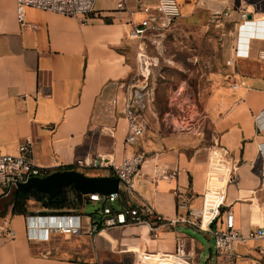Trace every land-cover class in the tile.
I'll use <instances>...</instances> for the list:
<instances>
[{
    "label": "crops",
    "instance_id": "0c3cea01",
    "mask_svg": "<svg viewBox=\"0 0 264 264\" xmlns=\"http://www.w3.org/2000/svg\"><path fill=\"white\" fill-rule=\"evenodd\" d=\"M118 1L111 8L95 7L98 16L82 24L77 17L33 7L24 9L20 23L15 0H0V152L17 155L19 144L31 138L40 167L112 176L109 168H78L74 162L99 155L117 162L143 149L146 157L133 177L128 203L150 204L164 221L113 228L96 237L83 223L93 214L75 209L69 212L84 216L79 233L51 232L44 239L27 237L26 217L11 215L9 205L0 220H8L15 237L0 229V264H134L131 255L140 264L148 251H172L175 236L181 235L178 226L199 230L191 222L199 218L204 195L203 226L222 194L220 211L231 212L240 234L264 227V0H175L186 4L180 20L191 17L193 23L203 6L209 19L221 14L211 24V42L220 57L212 63L205 90V130L156 134L137 145L124 144L121 102H111L121 96L117 82L135 71L129 60L137 44L127 38L128 10H135L136 2L128 0V10L118 11ZM239 11L250 20L240 34ZM228 59L234 66L225 65ZM233 81L236 88L230 87ZM29 228L38 232L34 225ZM204 234L212 245L205 264H264V238L237 242L234 261L224 263L210 234ZM61 235L73 245L68 253L56 244ZM183 237L198 264L203 247ZM103 240L117 250L116 258H106Z\"/></svg>",
    "mask_w": 264,
    "mask_h": 264
},
{
    "label": "built area",
    "instance_id": "2783aa9c",
    "mask_svg": "<svg viewBox=\"0 0 264 264\" xmlns=\"http://www.w3.org/2000/svg\"><path fill=\"white\" fill-rule=\"evenodd\" d=\"M96 0H15L16 17L20 23L23 22L24 9L33 7L45 11L54 12L64 16L77 17L82 24H87L91 18L98 16L95 8ZM128 0H119L117 10L126 11ZM136 9L128 10L127 24L129 26L127 37L137 41L138 49L143 47L145 50V39L148 35L156 38L163 35L180 17V5L175 0H155L148 2L147 0H135ZM134 12L140 14L138 20L133 18ZM224 12L222 15H226ZM220 13H215L210 17V22H218ZM248 13L239 11V20L236 22L238 29H243L244 25L249 23ZM238 23V24H237ZM236 48H234L235 50ZM237 50V49H236ZM235 50V51H236ZM237 52V51H236ZM141 67L134 71L133 75L117 82V87L121 91V96H114L111 102L116 105L121 102V114L126 120V133L124 144L137 145L143 139L148 128L147 110L149 102V94L147 91L149 81V62H145L146 56L137 54ZM147 63V65H146ZM233 60L228 59L225 65L228 67L234 66ZM240 83V82H239ZM237 81H233L231 88H236ZM113 128H108V131L113 132ZM146 154L143 149H137L131 155L124 156L119 161H115L107 156H94L91 158H76L74 165L78 168L92 169H107L112 172V176L119 180V188L117 193L101 195L98 193L82 194V197L87 202H99L101 207L93 214L86 215L87 229L89 234H100L103 230L113 228H124L131 225H149L156 222L164 221V218L154 211V208L147 203L140 205L128 206L119 211H112L110 207L103 206L102 202H113L118 197L119 191L126 196L131 195L133 191V177L140 169ZM50 168L40 167L35 163L32 156V140L26 138L18 146V154L11 155L0 152V196H7L16 187L18 183L27 182L33 177H44L51 173ZM220 203L215 208L208 209L209 216L203 226L205 215V200L204 195L203 208L200 212L198 220L191 222L201 231L208 232L213 240V248L216 255L221 258L224 263H231L235 257V245L239 241L245 239H260L264 238V227L251 229L246 235L240 234L235 226L233 216L230 211L221 213L220 206L222 203V194ZM82 213H48L38 214L26 217L27 237H42L47 239L51 232H55L59 228L62 234H77L82 230L83 224L80 218ZM84 217V216H83ZM58 219L64 221L63 226L48 227L49 229L43 232V235L37 231L29 230V222L32 219ZM153 226V225H152ZM5 229L6 235L9 238L15 237V231L9 227V222L6 219L0 220V229ZM142 260H138L140 264H194L193 252H190L186 246L185 238L182 235L175 236L174 248L172 251H152L147 252ZM135 255V252H133ZM137 259L135 256V263Z\"/></svg>",
    "mask_w": 264,
    "mask_h": 264
},
{
    "label": "rangeland",
    "instance_id": "374dc122",
    "mask_svg": "<svg viewBox=\"0 0 264 264\" xmlns=\"http://www.w3.org/2000/svg\"><path fill=\"white\" fill-rule=\"evenodd\" d=\"M113 2L114 0H96L95 7L111 8ZM180 5L182 15L186 9V4L180 2ZM206 8L203 6L198 9L200 14H198L197 20H194L193 23L190 22L191 17L183 20L179 18L163 35L158 38L148 35L144 40L145 55L147 57L145 62H149L148 69L150 72L147 87L149 94L148 128L144 138L162 133H198L205 130L203 124L205 90L208 87V76L215 68L212 63L220 57H218L219 54L211 42L212 22H210L205 13L207 11ZM134 18L139 19L136 14ZM138 53L140 54V50L138 49V44H136V51L129 60L130 63L134 64V70L141 67L137 56ZM87 172L91 173L90 170ZM68 198L70 200L69 206L77 210L84 208V214H94L101 207L99 202L87 203L82 196L76 198L69 194ZM5 202L4 198H0V211L4 210ZM27 205L30 208L29 210L34 213H27L24 215L25 217L38 215V212L43 210L39 202L35 200H29ZM83 223L86 226L84 220ZM176 229L181 235L189 239L192 238L201 244L203 248H201L197 263L205 264L206 255L212 245L204 232L191 226H178ZM106 231L109 233L111 229ZM0 232L3 233L2 231ZM95 235L99 237L95 233L91 236ZM61 236L59 240H56V244L68 253V249L73 245L70 242H65V237ZM152 236L154 237V233ZM57 250L53 252V255L58 253ZM103 253L106 258L113 259L116 258L117 250L111 249L107 241L103 240ZM131 256H129L130 260L134 262L135 258L133 255ZM117 264H124V262L121 261Z\"/></svg>",
    "mask_w": 264,
    "mask_h": 264
},
{
    "label": "water",
    "instance_id": "95a60500",
    "mask_svg": "<svg viewBox=\"0 0 264 264\" xmlns=\"http://www.w3.org/2000/svg\"><path fill=\"white\" fill-rule=\"evenodd\" d=\"M72 186L81 194L98 193L108 195L117 193L119 180L114 176H87L77 170H55L44 177H33L27 182L18 183L17 189L35 188L48 196H56L63 187Z\"/></svg>",
    "mask_w": 264,
    "mask_h": 264
},
{
    "label": "trees",
    "instance_id": "16d2710c",
    "mask_svg": "<svg viewBox=\"0 0 264 264\" xmlns=\"http://www.w3.org/2000/svg\"><path fill=\"white\" fill-rule=\"evenodd\" d=\"M69 194H72V196H75L76 198L82 196V194L76 191L72 186H67L63 187L54 197L41 193L35 188H30L25 191L15 188L7 196H0V198H4L6 200L4 210L7 206H11V215H26L27 213H34L28 211L27 204L29 200L39 202L41 208L43 209L38 212L40 214L67 213L70 210H75L72 209L73 207L69 206ZM102 204L103 206L110 207L112 211L116 212L128 206V198L123 192L119 191L118 197L115 201H104ZM4 210L0 211V215L4 212Z\"/></svg>",
    "mask_w": 264,
    "mask_h": 264
},
{
    "label": "bare ground",
    "instance_id": "6f19581e",
    "mask_svg": "<svg viewBox=\"0 0 264 264\" xmlns=\"http://www.w3.org/2000/svg\"><path fill=\"white\" fill-rule=\"evenodd\" d=\"M240 33H241V29H239V34ZM139 55L140 56H146L145 55V50H144L143 47L140 48V54ZM206 197H207V195H206ZM30 225H34L36 227V229L38 230V232L41 233V235H43V232L45 230L49 229L48 227H55L56 228V227H59V226H63L64 225V221H60L58 219L55 220V219H44V218L38 219V218H35V219L30 220L29 226ZM30 229L31 228H29V230ZM55 232L61 233V231H59V228H56ZM105 232H107V231L103 230V231L100 232V234L101 233H105Z\"/></svg>",
    "mask_w": 264,
    "mask_h": 264
}]
</instances>
